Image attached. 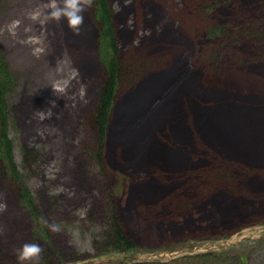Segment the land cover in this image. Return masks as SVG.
<instances>
[{
	"label": "rangeland",
	"instance_id": "1",
	"mask_svg": "<svg viewBox=\"0 0 264 264\" xmlns=\"http://www.w3.org/2000/svg\"><path fill=\"white\" fill-rule=\"evenodd\" d=\"M147 2L143 3L147 12L142 16L134 13L138 6L136 0H111L123 22L120 28L123 54L128 52L132 33L137 31L136 46L151 42L153 35L156 42L164 38L169 42L170 39L173 42L170 46L176 44L179 48L180 65L191 69L189 64H184L189 60L192 67L199 66L200 51L198 55L193 53L199 47L191 48L192 42L183 38V33L190 34L192 26L178 14L177 0H155L152 6H147ZM46 3L47 0H0V53L15 79L13 89L6 95L7 136L13 145L19 181L32 195L39 212L37 220L20 204L14 189L16 181L6 182L0 164V203L6 204L0 210V264H21L14 250L26 241H36L43 246L45 264H80L93 259H106L107 264H113L114 258L124 256L110 249L113 240L105 187L116 189L112 173L126 182L123 192L120 185L117 188L121 200L118 202L116 197L115 205L123 229L139 250L126 264L166 262L187 254L195 245L193 251L198 248L199 252L206 249L216 252L226 248L223 242H235L237 248L231 249L232 252L244 250L248 264H264V237L259 238L264 236L263 175L255 172L251 178L257 186L247 185L245 180L240 182V176H235L233 184L214 179L194 180L189 190L178 189L177 194H184L171 196L165 206L159 202L151 205L167 193L163 180L154 185L157 199L132 201L133 196L139 197L135 191L141 183L139 179L145 177L144 170L135 173L129 167L121 168L112 162L114 166L104 165L108 173L101 177L100 164L92 154L93 140L89 130V115L103 79V69L95 51L93 21L86 7L80 31L73 32L63 18L43 17V12L48 11L44 8ZM37 9L42 15L34 20L29 13ZM241 10L245 11V7ZM188 17L196 21L193 16ZM34 36L41 39L31 40ZM198 37L203 39L202 34ZM253 42L256 44L253 39L244 42L246 45L239 51L242 58L252 53ZM40 46L45 51L34 55L33 48ZM162 46L168 47L169 43H162ZM52 80H68L69 83L55 94L51 85H46ZM169 87L159 85L152 95L163 97ZM52 100H55L54 105L50 103ZM260 100L264 101V95ZM50 108L52 116L42 119L38 110L47 112ZM130 117L133 123L129 130H133L135 124L146 117L144 105L138 103ZM243 117L236 127L244 144L241 150L248 147L253 130L264 133V116L261 120V116ZM260 137L264 140V136ZM253 152H259L254 158L264 162V155H261L264 147ZM106 159L105 154L103 160ZM216 189L238 192L240 206L208 205V196L204 200L199 195L201 190ZM187 202H191L190 208L182 206ZM200 202L206 207H200ZM119 208L123 209L125 218ZM152 208L158 209L155 214L151 213ZM51 223L58 224L59 230H52L48 226Z\"/></svg>",
	"mask_w": 264,
	"mask_h": 264
},
{
	"label": "trees",
	"instance_id": "2",
	"mask_svg": "<svg viewBox=\"0 0 264 264\" xmlns=\"http://www.w3.org/2000/svg\"><path fill=\"white\" fill-rule=\"evenodd\" d=\"M179 1L183 17L196 18L192 23L196 27L194 33L204 34L207 39V42L199 39L200 64L191 69L186 65L177 67L174 54L158 48L141 47L136 56L124 58L118 45L121 33L112 14L111 0H92L90 5L96 53L103 69L97 101L89 115L92 154L100 164L101 177L108 173L106 164L129 167L135 173L144 170L145 177L139 179L141 183L136 189L137 201L157 199L154 185L163 180L167 193L153 206L158 202L165 206L171 196L183 195L176 191L189 190L194 180L214 179L233 184L235 176H240V182L245 180L247 185L257 186L251 179L254 173L264 177V162L254 158L259 152H253L264 147L260 137L264 133L253 130L248 147L241 150L244 144L236 130L243 116H261L260 120L264 116V101L260 100L264 95V0ZM252 39L256 41L252 43V53L242 58L239 51L246 45L245 41ZM256 61L261 64H253ZM184 64H189V60ZM253 78L259 82L260 92L253 88ZM11 83L12 75L0 53V164L6 182L16 181L13 188L20 204L39 220L32 195L19 181L12 142L7 136L6 95ZM159 85L170 86L166 95L140 127L129 130L132 118L126 115L144 96L151 100L153 90ZM111 175L118 177L116 173ZM7 183H4L6 187ZM105 192L112 250L135 251L137 245L122 227L112 190L105 187ZM201 192L199 195L204 200L208 196V205L240 206L238 192L219 189ZM199 205L206 207L201 202ZM182 206L190 208L191 202ZM233 250L184 255L158 264H248L244 250ZM45 263L43 257L40 264Z\"/></svg>",
	"mask_w": 264,
	"mask_h": 264
},
{
	"label": "clouds",
	"instance_id": "3",
	"mask_svg": "<svg viewBox=\"0 0 264 264\" xmlns=\"http://www.w3.org/2000/svg\"><path fill=\"white\" fill-rule=\"evenodd\" d=\"M92 0H47V3L44 5L45 9L48 11L43 12V17L46 19L48 17L54 19L63 18L67 25L72 29L73 32L80 31V25L83 24L85 16L84 13L86 11V7L91 5ZM32 19H38L42 15V11L40 9L34 10L29 13ZM41 23L44 22V19H41ZM31 40H40L41 38L38 36L30 37ZM45 51L43 46L33 48V54L39 56L41 53ZM75 74V73H74ZM68 80H52L49 84L51 88L54 90L55 94L57 91H63L64 88L68 85ZM83 95V90H82ZM51 104H55V100L50 102ZM38 113L41 115V118L51 117L53 112L50 108L47 112L45 110H38ZM56 116H59V112L55 113ZM6 207V204L0 203V210ZM52 230H59V225L56 223H51L48 225ZM15 254L17 259L21 262V264H40L42 259L43 246L36 241H26L22 243L15 250Z\"/></svg>",
	"mask_w": 264,
	"mask_h": 264
},
{
	"label": "water",
	"instance_id": "4",
	"mask_svg": "<svg viewBox=\"0 0 264 264\" xmlns=\"http://www.w3.org/2000/svg\"><path fill=\"white\" fill-rule=\"evenodd\" d=\"M83 264H96V263L93 262V261H89V262H85V263H83Z\"/></svg>",
	"mask_w": 264,
	"mask_h": 264
}]
</instances>
